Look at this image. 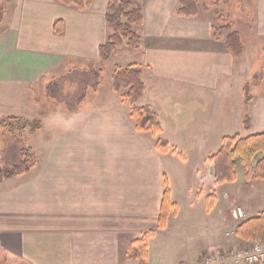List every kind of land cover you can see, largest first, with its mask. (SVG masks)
<instances>
[{
    "label": "crops",
    "instance_id": "0c3cea01",
    "mask_svg": "<svg viewBox=\"0 0 264 264\" xmlns=\"http://www.w3.org/2000/svg\"><path fill=\"white\" fill-rule=\"evenodd\" d=\"M179 2L146 0L143 25L138 28L142 37L138 65L146 72L142 75L145 93L136 105L155 112L161 134L153 137L137 132L130 104L119 102L118 96L108 107L98 109L83 108L87 104L82 97L76 109L44 117L42 121L58 119L50 126L41 121L39 131L24 136L35 165L28 173L0 184V264H138L128 260L127 250L132 241L149 231L155 235L148 244L147 264H163L159 258L154 260L152 249L160 237L168 235L171 222L183 211L199 216L200 229H206L210 244L202 245L199 233L186 257L174 264L196 263L201 253L227 251L226 240V246L213 250L219 241L218 228L232 233L234 246L245 244L234 236L238 222L232 211L241 207L248 219L264 214V181L246 179L237 161L236 181L216 184L208 159L219 151L225 137L264 136V92L250 94L252 100L245 107L242 90L233 125L220 124L217 115L222 108L213 105L206 121L193 124L192 134L176 130V116L183 113L194 122L204 115L190 109V93L183 97L185 104H176L175 112L165 106V97L158 96L159 103L158 97L151 96L154 89L173 83L218 99L220 81L228 78L235 65L224 43L214 39L213 26L199 15L183 18L175 14ZM107 3L93 0L91 9L80 12L57 0H15L2 22L8 26L0 36V81L34 83L44 73H38L40 68L48 71L64 59L97 61L98 49L107 37ZM257 4L260 8L253 31L264 37V0ZM57 24H61L62 34L56 30ZM247 53L244 46L242 59L236 61L243 63ZM168 115L174 119L170 123L178 133V143L166 134ZM245 115L250 119L248 131L242 123ZM221 127L228 136L219 135ZM157 140L167 142L169 151H157ZM169 162L190 172L191 180L184 176L180 180L181 186H186L183 203L175 199ZM164 177L178 211L169 216L165 230H157Z\"/></svg>",
    "mask_w": 264,
    "mask_h": 264
},
{
    "label": "rangeland",
    "instance_id": "374dc122",
    "mask_svg": "<svg viewBox=\"0 0 264 264\" xmlns=\"http://www.w3.org/2000/svg\"><path fill=\"white\" fill-rule=\"evenodd\" d=\"M132 3L138 4L142 7L146 3V0H126ZM15 0H0V8L10 10L14 6ZM35 2V0H33ZM92 4L89 7L90 9ZM99 7V5H98ZM198 14L200 18L208 22L211 27L221 28L227 25L229 21L233 24V28L240 32L243 37L244 46L247 48V57L243 63H238L235 60V65L229 70L227 74L228 78L223 82L220 81L219 89H221L218 99H208L204 97V93L197 88L176 87L173 83H166L167 85H160L155 88L151 96L155 99L158 96L165 97L166 101L163 102L165 106L173 109L177 112V103L185 104L183 97L186 94H191L193 99L190 102V109L194 112H199L201 119L191 122L189 116H185L183 113L180 117L176 116L175 128L178 131L186 130V134H192L194 126L199 121H206L208 117H205L209 113L210 107L215 105V108H219L217 120L220 124H235L237 111V104L242 99L241 93L245 85L251 87V96L264 92V37H258L254 35V29L257 25L256 13L260 6L257 4V0H199L198 2ZM207 8L208 11L204 12L202 8ZM88 8V9H89ZM225 18V19H224ZM8 19V18H7ZM6 19V21H7ZM11 21V19H10ZM8 24L0 26V36L7 29ZM137 32L139 33V29ZM58 33L62 34V26L56 25ZM140 51L132 50L128 47H122L115 51L111 59L107 62L101 60L83 62L81 60L70 59L68 61L63 60L61 65L53 66L45 70L42 67L38 70V73H44L34 83L13 81H0V122L3 119L14 117L22 118L28 122L39 121L41 122L44 117L51 115L52 113L62 109H76L79 100L86 97L87 106L85 109H98L101 107H108L110 103L116 100L123 101L121 93H116L112 90V74L114 67H126L130 64H137L142 61ZM53 61V60H52ZM29 63L26 62L27 66ZM50 66V65H49ZM142 67V66H141ZM143 71L145 70L144 67ZM146 72V70L144 71ZM148 78L146 84L148 86ZM253 85V87H252ZM96 93V95L94 94ZM96 96V98H95ZM99 96V97H98ZM194 96L195 97L194 99ZM110 97V98H109ZM109 98V100H108ZM158 102L161 99L158 97ZM177 101V102H176ZM97 108L91 107V104ZM138 103V102H137ZM89 104V105H88ZM90 106V108L88 107ZM137 106V105H136ZM141 108L140 106H137ZM131 108V107H130ZM57 120L55 117H47L42 121L43 125L50 126L53 124V120ZM173 117H169L168 122L164 121L166 134L172 138L175 143H178V133L174 132L170 121H173ZM52 122V123H51ZM189 124V125H188ZM184 130V131H185ZM182 135H185L183 131ZM28 130L21 133L14 134V137L0 130V169H9L13 165H16L20 160V151L23 148L29 146L25 142L24 136L28 134ZM219 135L228 136V132L224 128H220ZM178 145V144H177ZM240 165V164H239ZM169 177L171 179L172 188L174 189L175 199L178 202H184V193L182 190H186V186H181L180 180L184 176L186 180H191L190 172L188 170L178 169L176 166L168 163ZM242 169L239 166V169ZM183 171V172H182ZM193 186V182H189ZM185 205V204H184ZM175 215L172 216H176ZM199 216L193 213L188 214L184 212L180 215L178 220H173L169 227L168 235H164L158 239V244L152 249L154 254V260L159 258V262L163 264H174L177 260H182L186 257L188 249L192 248L196 244L198 234L202 237L201 243L204 245L210 238L205 233L198 223ZM218 244L213 250L226 246L223 243L227 241V245L233 247L231 238L232 233L226 231L223 228H218ZM207 244H210L207 243ZM237 245V244H235ZM212 252V251H211ZM202 259L205 254L201 253ZM208 253H206L207 255ZM204 255V256H203ZM174 262V263H173ZM191 264H197L191 263Z\"/></svg>",
    "mask_w": 264,
    "mask_h": 264
},
{
    "label": "trees",
    "instance_id": "16d2710c",
    "mask_svg": "<svg viewBox=\"0 0 264 264\" xmlns=\"http://www.w3.org/2000/svg\"><path fill=\"white\" fill-rule=\"evenodd\" d=\"M65 7H73L77 11L87 10L92 0H57ZM199 0H180L175 14L183 18H193L198 14ZM204 12L208 11L203 7ZM7 10L0 8V25ZM142 7L126 0H108L105 12L107 37L98 49L99 60L107 62L113 53L122 47L139 50L142 47V37L136 28L143 25ZM225 19V18H224ZM213 37L224 43L227 51L235 60H240L244 54V44L238 32L233 31V24L229 21L221 28L213 27ZM143 68L137 64L126 67H114L112 74V90L121 93V98L130 104V117L134 121L135 130L149 133L153 137L161 134L162 129L158 117L150 107H137L145 93V84L142 80ZM248 84L245 86L243 104L248 106L252 100ZM243 127L250 129L248 115L243 118ZM41 122H28L22 118H6L0 122V130L14 137V134L28 130L30 133L39 131ZM155 149L161 153L169 151L167 142L157 140ZM208 161L213 165V178L216 184H231L236 181V162L243 166L246 179L264 181V136L251 135L241 138L238 135L222 139L219 151L211 156ZM36 163V158L29 148L20 151V160L9 169H0V184L13 180L28 173ZM210 198H207V201ZM207 208H210L207 203ZM178 209L171 201L167 179L164 177V191L158 216L157 230H165L169 216L175 215ZM155 231L144 233L141 237L131 242L127 250V258L138 264H147L148 244L153 239ZM234 236L245 243H264V214L254 218H246L238 223Z\"/></svg>",
    "mask_w": 264,
    "mask_h": 264
},
{
    "label": "built area",
    "instance_id": "2783aa9c",
    "mask_svg": "<svg viewBox=\"0 0 264 264\" xmlns=\"http://www.w3.org/2000/svg\"><path fill=\"white\" fill-rule=\"evenodd\" d=\"M234 221L238 223L246 219L244 210L236 207L232 211ZM264 263V243L251 242L237 244L227 251L208 253L197 264H262Z\"/></svg>",
    "mask_w": 264,
    "mask_h": 264
},
{
    "label": "water",
    "instance_id": "95a60500",
    "mask_svg": "<svg viewBox=\"0 0 264 264\" xmlns=\"http://www.w3.org/2000/svg\"><path fill=\"white\" fill-rule=\"evenodd\" d=\"M211 172H212V174H213V172H214V171H213V168H211Z\"/></svg>",
    "mask_w": 264,
    "mask_h": 264
}]
</instances>
